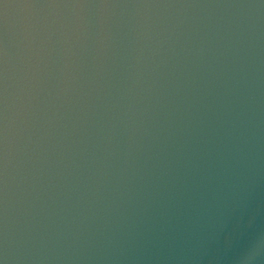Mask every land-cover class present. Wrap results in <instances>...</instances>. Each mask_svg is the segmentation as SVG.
Returning <instances> with one entry per match:
<instances>
[{"label": "water", "instance_id": "obj_1", "mask_svg": "<svg viewBox=\"0 0 264 264\" xmlns=\"http://www.w3.org/2000/svg\"><path fill=\"white\" fill-rule=\"evenodd\" d=\"M0 264H264V0H0Z\"/></svg>", "mask_w": 264, "mask_h": 264}]
</instances>
